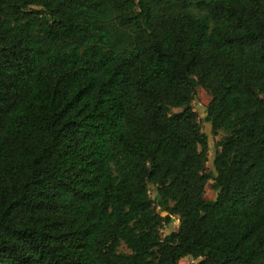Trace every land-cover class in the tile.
Instances as JSON below:
<instances>
[{
	"label": "trees",
	"instance_id": "1",
	"mask_svg": "<svg viewBox=\"0 0 264 264\" xmlns=\"http://www.w3.org/2000/svg\"><path fill=\"white\" fill-rule=\"evenodd\" d=\"M187 256L264 264V0H0V264Z\"/></svg>",
	"mask_w": 264,
	"mask_h": 264
},
{
	"label": "rangeland",
	"instance_id": "2",
	"mask_svg": "<svg viewBox=\"0 0 264 264\" xmlns=\"http://www.w3.org/2000/svg\"><path fill=\"white\" fill-rule=\"evenodd\" d=\"M211 100V95L203 88L202 86L198 85L196 90V96L192 103L194 110H196L199 113L200 120L202 123L203 131L208 135L209 137V160L207 162V167L209 171L215 172V166H214V158L216 155V152L218 150V143L221 139L225 137L227 134L225 131H219L217 134L213 132L212 125L205 120V116L207 114V107ZM214 180H210L209 183L206 186V197L208 199H216L217 197V191L214 188ZM151 188V194L152 197H155V190L153 186H150ZM179 226V222L176 220L170 227L166 226L163 230V234L165 235L169 230H177ZM121 251L129 252V249L122 245L120 247ZM202 258H194L192 256L184 257L180 260V264H193L198 261H200Z\"/></svg>",
	"mask_w": 264,
	"mask_h": 264
}]
</instances>
